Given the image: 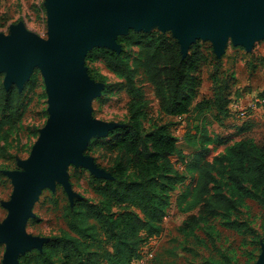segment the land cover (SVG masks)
Instances as JSON below:
<instances>
[{
    "label": "rangeland",
    "instance_id": "374dc122",
    "mask_svg": "<svg viewBox=\"0 0 264 264\" xmlns=\"http://www.w3.org/2000/svg\"><path fill=\"white\" fill-rule=\"evenodd\" d=\"M20 27L25 33L43 42L52 39L51 14L49 0H0V37L11 39L14 29ZM130 27L139 31L162 30L178 38L179 33L174 25L165 26L163 19H155L149 27L129 25L124 30H118L116 37L126 35ZM180 38V37H179ZM213 46L212 38L199 36L196 38ZM118 40V39H117ZM105 44L95 42L94 47H105ZM141 42H133L124 47L119 43L117 49L126 51L127 58L133 62L139 55ZM87 52V53H88ZM214 53L221 63L211 57L202 66L203 84L201 89L213 95V89L219 82H213L211 75L216 73L220 78L229 76L230 86L228 97L230 103L241 106L232 115L219 122L215 119V109L204 112L191 111L189 115L171 118L163 117L160 112V101L156 88L139 72V82L149 100L148 116L143 124L146 131L152 130L153 119L170 120L173 123V133L179 140V147L186 154L185 160L178 161L174 155L173 161L178 166L184 179L177 184L169 196V207L164 220L163 232L155 237L144 240L141 264H260L264 258V206L251 197L239 199L232 185L225 176H217L219 183L233 200L234 207L215 218H209L208 212L201 208L203 203H197L193 208L185 207L193 201V192L198 175L197 170H189L184 163L191 162L190 155L202 150L200 143L186 142L188 132L196 133L197 127L206 129V135L198 131V140L207 142L209 150L206 159L214 163L217 155L224 154L228 147L239 139L245 131H240L246 125L250 126L247 134L256 140L264 139V37H257L252 48L235 43L229 32L224 51ZM87 55V54H86ZM84 54L82 57L83 72L87 79L98 87V93L89 101V116L100 123L109 125L101 132L92 133L81 149V158L88 164L68 162L64 166L62 178L42 187L34 201L25 223L28 237L36 240L33 247H41L52 236L61 234L67 228V220L63 208L72 204L77 198L96 202L97 195L93 190V177H108L107 168L114 164L118 152L110 145L117 135L109 136L116 127L124 126L128 121V96L124 90V80L109 70L106 64L98 60L90 63ZM217 66L220 68L217 70ZM97 69L105 76V81H97L89 74V69ZM8 70H1L0 77L7 82ZM25 89L22 100L23 120L18 130L9 132V140L2 141L0 151V227L6 228L10 220V205L16 193V182L13 174L27 171L26 163L30 162L34 150L48 128L53 113L50 103L49 82L43 66L36 63L27 77L19 84ZM254 103L256 112L249 106ZM230 105V104H229ZM248 111L247 116L240 115V110ZM252 195H261L249 187ZM253 192V193H252ZM186 193V195H183ZM181 204L179 206V199ZM190 217H195L192 221ZM241 223V229L225 225L226 220ZM7 243L0 242V264H5ZM13 264H21L17 258Z\"/></svg>",
    "mask_w": 264,
    "mask_h": 264
},
{
    "label": "trees",
    "instance_id": "16d2710c",
    "mask_svg": "<svg viewBox=\"0 0 264 264\" xmlns=\"http://www.w3.org/2000/svg\"><path fill=\"white\" fill-rule=\"evenodd\" d=\"M133 42L142 44L133 62L126 51L109 47H94L86 55L88 62L101 60L123 78L128 96V121L109 132V136L117 135L110 147L119 154L107 168L110 177H93L98 200L77 198L67 204L63 208L67 228L50 237L41 249L21 254V264H131L141 258L144 240L163 232L170 193L184 179L178 161L185 160L186 154L173 133L172 121L153 119L152 130L146 131L143 121L148 116L149 100L138 79L140 71L155 86L160 112L167 119L207 109L216 110L214 117L219 122L231 115L229 76L212 74L214 84L218 81L219 86L212 90L213 95L201 97L202 66L211 57L221 63L211 44L198 39L184 54L180 41L167 31L131 28L118 37L124 47ZM89 74L105 81L104 74L95 68L89 69ZM24 93L25 89L15 83L6 87L0 77V151L1 142L9 140L10 130L20 128ZM261 98L264 102V95ZM249 129L244 125L240 131L245 133L224 154L215 156L212 164L206 159V143L212 139L198 140V131L206 135V129L197 127L196 133H187L186 142L199 141L202 150L190 155V163H181L198 171L193 201L184 211L203 203V211L215 218L234 207L237 201L227 196L218 175L226 177L239 199L251 197L264 206V192L252 195L248 190L264 191V139L258 141L247 134ZM174 155L179 157L177 162ZM225 225L237 229L242 226L228 219Z\"/></svg>",
    "mask_w": 264,
    "mask_h": 264
},
{
    "label": "water",
    "instance_id": "95a60500",
    "mask_svg": "<svg viewBox=\"0 0 264 264\" xmlns=\"http://www.w3.org/2000/svg\"><path fill=\"white\" fill-rule=\"evenodd\" d=\"M49 6L50 42L20 27L11 39L0 37V71L8 70L5 86H19L33 66L41 64L53 113L32 160L25 165L27 171L13 174L16 193L10 220L6 228L0 227V242L9 243L5 264L42 248L44 243L22 252L36 244L27 236L25 223L40 189L62 178L66 163L88 164L80 155L87 137L109 126L89 116V101L98 87L85 76L82 57L95 42L119 51L118 30L129 25L149 27L155 19L176 27L184 54L199 36L212 38L215 52L224 51L229 32L235 43L248 49L257 37H264V0H49Z\"/></svg>",
    "mask_w": 264,
    "mask_h": 264
},
{
    "label": "crops",
    "instance_id": "0c3cea01",
    "mask_svg": "<svg viewBox=\"0 0 264 264\" xmlns=\"http://www.w3.org/2000/svg\"><path fill=\"white\" fill-rule=\"evenodd\" d=\"M206 92H207V91H204L203 89H201V97H202V96H205V95H208ZM201 97H200V98H201ZM241 102H242V101L240 100V104H242L241 106L233 105V102H231L230 105H229L230 112L233 113V111H234L236 108H242V106L244 105V103H241ZM253 104H254V103H251L249 106H251V108L256 112V111H257V110H255V109H256V106L254 107ZM231 115H232V114H231ZM142 261H143V259L140 258V259H137V260L133 261L131 264H141Z\"/></svg>",
    "mask_w": 264,
    "mask_h": 264
},
{
    "label": "built area",
    "instance_id": "2783aa9c",
    "mask_svg": "<svg viewBox=\"0 0 264 264\" xmlns=\"http://www.w3.org/2000/svg\"><path fill=\"white\" fill-rule=\"evenodd\" d=\"M247 114H248V111H246V110H244V109H241V110H240V115H241V116L245 117V116H247Z\"/></svg>",
    "mask_w": 264,
    "mask_h": 264
},
{
    "label": "bare ground",
    "instance_id": "6f19581e",
    "mask_svg": "<svg viewBox=\"0 0 264 264\" xmlns=\"http://www.w3.org/2000/svg\"><path fill=\"white\" fill-rule=\"evenodd\" d=\"M1 230H5V229H1ZM7 243V250L9 249V243L8 242H6ZM7 252V251H6ZM260 264H264V258L262 259V261H261V263Z\"/></svg>",
    "mask_w": 264,
    "mask_h": 264
}]
</instances>
